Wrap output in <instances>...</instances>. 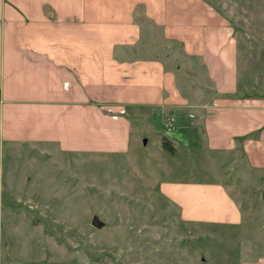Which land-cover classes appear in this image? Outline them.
I'll use <instances>...</instances> for the list:
<instances>
[{
    "label": "crops",
    "instance_id": "crops-1",
    "mask_svg": "<svg viewBox=\"0 0 264 264\" xmlns=\"http://www.w3.org/2000/svg\"><path fill=\"white\" fill-rule=\"evenodd\" d=\"M241 50L206 0H0V160H168L158 193L182 222L242 232L244 211L217 174L238 152L264 171V97L240 81ZM175 55L210 88L185 90ZM203 159L214 177L180 176ZM226 241L239 252L211 264H264L242 256L244 237Z\"/></svg>",
    "mask_w": 264,
    "mask_h": 264
},
{
    "label": "rangeland",
    "instance_id": "rangeland-1",
    "mask_svg": "<svg viewBox=\"0 0 264 264\" xmlns=\"http://www.w3.org/2000/svg\"><path fill=\"white\" fill-rule=\"evenodd\" d=\"M206 1L234 25L242 49L241 83L247 76V91L264 97V0ZM179 58L167 62L174 67L181 63L178 73L185 90L195 82L210 88L203 75L189 82L187 63ZM156 126L162 127L160 118ZM147 151L151 153V143L143 149ZM31 157L0 160V264L225 263L226 254L232 259L239 252L226 241L231 237L236 242L245 238L243 257L264 254V171H252L240 152L217 171L244 211V230L234 233L178 218L177 209L158 193L168 160ZM212 163L200 160L201 172L180 176L211 177L202 169L211 171ZM94 215L105 222L103 227L92 225Z\"/></svg>",
    "mask_w": 264,
    "mask_h": 264
},
{
    "label": "trees",
    "instance_id": "trees-1",
    "mask_svg": "<svg viewBox=\"0 0 264 264\" xmlns=\"http://www.w3.org/2000/svg\"><path fill=\"white\" fill-rule=\"evenodd\" d=\"M148 22H151L150 20L147 19ZM177 43H174V45ZM163 146L165 149H167L169 152L173 153L175 152V148L172 145V142L170 141L169 137L164 136L163 137Z\"/></svg>",
    "mask_w": 264,
    "mask_h": 264
},
{
    "label": "water",
    "instance_id": "water-1",
    "mask_svg": "<svg viewBox=\"0 0 264 264\" xmlns=\"http://www.w3.org/2000/svg\"><path fill=\"white\" fill-rule=\"evenodd\" d=\"M105 224L104 221H102L98 215H94L92 219V225L96 226L97 228L103 227Z\"/></svg>",
    "mask_w": 264,
    "mask_h": 264
},
{
    "label": "built area",
    "instance_id": "built-area-1",
    "mask_svg": "<svg viewBox=\"0 0 264 264\" xmlns=\"http://www.w3.org/2000/svg\"><path fill=\"white\" fill-rule=\"evenodd\" d=\"M172 124H168L167 126H166V129H167V131H170L171 129H172Z\"/></svg>",
    "mask_w": 264,
    "mask_h": 264
}]
</instances>
